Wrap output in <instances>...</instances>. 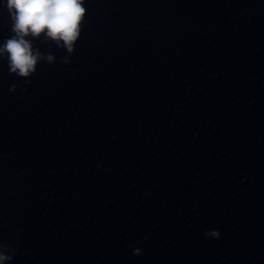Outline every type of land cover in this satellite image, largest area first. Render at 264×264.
I'll return each mask as SVG.
<instances>
[{
    "label": "water",
    "instance_id": "water-1",
    "mask_svg": "<svg viewBox=\"0 0 264 264\" xmlns=\"http://www.w3.org/2000/svg\"><path fill=\"white\" fill-rule=\"evenodd\" d=\"M84 7L30 83L0 59L8 264H264V0Z\"/></svg>",
    "mask_w": 264,
    "mask_h": 264
},
{
    "label": "clouds",
    "instance_id": "clouds-1",
    "mask_svg": "<svg viewBox=\"0 0 264 264\" xmlns=\"http://www.w3.org/2000/svg\"><path fill=\"white\" fill-rule=\"evenodd\" d=\"M4 6L11 17L13 35L0 44V59H7L9 74L25 78L27 84L38 62H56L54 55H45L34 48L32 40L27 37L39 39L43 34L42 42H54L69 56L74 53L86 15L84 0H6ZM61 63L69 64L70 60L65 56ZM17 87L13 83L9 91L15 92ZM205 234L217 239L220 236L216 230ZM12 252L13 249L0 242V264H8L13 259ZM140 254V248L134 249L133 255Z\"/></svg>",
    "mask_w": 264,
    "mask_h": 264
}]
</instances>
